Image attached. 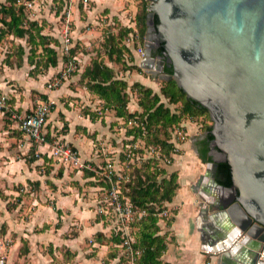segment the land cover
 I'll return each instance as SVG.
<instances>
[{"label":"water","instance_id":"water-1","mask_svg":"<svg viewBox=\"0 0 264 264\" xmlns=\"http://www.w3.org/2000/svg\"><path fill=\"white\" fill-rule=\"evenodd\" d=\"M149 1L142 66H171L185 98L212 121L210 160L198 180L203 191L214 189L200 204L210 251L222 264H264V0ZM224 161L230 186L214 179Z\"/></svg>","mask_w":264,"mask_h":264},{"label":"crops","instance_id":"crops-1","mask_svg":"<svg viewBox=\"0 0 264 264\" xmlns=\"http://www.w3.org/2000/svg\"><path fill=\"white\" fill-rule=\"evenodd\" d=\"M128 2L131 4H128ZM126 5L130 6V10L134 8L136 11L133 0H91L89 3L93 12H99L104 9L106 13L109 12L108 15L111 18L121 16L118 17L119 19L122 18V14H124L122 10L127 8ZM74 8L79 11L77 5ZM86 8L87 6L83 9L87 13H91ZM119 11L121 12L119 13ZM53 37L61 44L60 38ZM125 45L131 50L133 57V61L129 63L138 65L143 72L138 70H122L118 72L110 62L104 61V63L112 67L116 71L117 77L127 81L128 85L133 82H139L145 87L152 88L154 92H158V83L153 76L157 73L164 79L165 73L147 71L142 64L149 59L142 58L135 47L126 44V41ZM51 46L59 51L62 58L60 45L52 43ZM91 59L92 57H88L90 61L85 64L87 61V57H85V65L66 78L61 79V83L57 88L48 89L45 86V82L53 76L57 77V74L64 67L61 66L58 60L56 67H49L45 73L37 76V80L29 77L30 86H26L22 90L23 95H26V93L29 92L30 94L33 89H36L47 97V101L53 104L45 124L48 136L54 141L71 145L78 152L81 159L89 163L95 160L96 157L95 141L102 134L108 132L109 128L114 127L113 121L116 120L117 123L122 121L120 117L115 116L114 110L103 109L101 111L103 106L102 99L96 93L90 91L85 85V81L81 80V74L90 64ZM13 69L6 65L2 68L4 79L5 77L8 78L0 81V90L4 93L11 92L16 98V102H9V104L19 113L28 114L35 107L34 102H28L29 100L22 101L23 98L20 96V91L7 85L10 80L15 79L12 74ZM146 73L149 75H145ZM165 104L171 110H174L173 105L166 102ZM128 110L130 112H141L142 109L137 103L136 94L130 95ZM179 124L182 125L186 132L187 139L184 143L178 144L177 147H179L181 153H172V163L166 168L168 173L176 172L178 188L171 202H169L175 210L173 221L170 224L163 223V219L158 221L160 227L158 233L161 235L166 234L167 243L161 259L164 264H203L205 259L209 258L207 264H222L220 256L210 251V237H208L209 233L206 231L207 223L210 220L200 210V204L204 205L211 199L209 195H206L214 190L211 186H208L207 188H210V191H203L205 189H203L204 184L198 181L206 169V161L202 160L198 148L199 142L204 140L205 131L197 129V122L190 119H183ZM63 128H66L65 132L62 131ZM9 129H14V127L5 120L3 113L0 112V191L7 195L4 190H1L4 185H10L13 182L15 184L26 183L31 194H28L27 197H31L32 204L37 205V207H33L34 211H30L25 220L21 219L20 223L21 225L25 223L27 226L26 230L31 233L30 237L28 236L27 238L28 253L26 256L28 261L31 260L32 264H38V262H35L37 255H40L44 261H49V251L52 248L58 252L62 249H68L77 257L78 249L82 250L86 239L91 238L95 233L102 232L107 237H109V234L115 233L110 221L111 218L96 212L95 199L100 192L99 187L102 184L96 181L93 176L87 174L90 170H80L60 164L47 156L48 146L35 145L31 147L29 145H32V142L28 139V141H25L23 148L19 147L20 139ZM31 148L38 155L36 160L30 162L24 157L27 153L25 149L29 150ZM190 156L199 158L200 163H196V159H191ZM188 159H191V161ZM38 166L46 170L41 173L37 171ZM59 168H62L61 176L57 173ZM36 182L39 184H36ZM13 190L15 189L13 188ZM88 191L94 193L93 199L90 198ZM41 193L44 200L39 202L38 198ZM0 201L5 202L6 196L0 194ZM56 210H59V213ZM3 215L4 212L0 209V218ZM4 220H7L5 216L1 222L5 223ZM6 222L8 226H11V221ZM10 229L12 231V226ZM14 231L16 230L14 229ZM137 231V224L130 227V233L134 241L136 240ZM106 232H109V234ZM94 245V247H98L97 255L100 253L105 255L107 249L108 251L110 250L111 245L118 247L120 244L116 245L110 242V245H100L99 243ZM15 247L17 249V244L14 246V250ZM30 257L31 259H29ZM85 258L87 259L86 264H95V256H86ZM116 259L120 261V257L114 258L115 262L117 261ZM110 261L108 263L105 262V264H110ZM223 264L226 263L224 262Z\"/></svg>","mask_w":264,"mask_h":264},{"label":"trees","instance_id":"trees-1","mask_svg":"<svg viewBox=\"0 0 264 264\" xmlns=\"http://www.w3.org/2000/svg\"><path fill=\"white\" fill-rule=\"evenodd\" d=\"M7 3L0 4V41L5 36L25 39L29 46V54L27 56L28 63L33 65L34 72H42L48 70L49 67L58 65V54L51 44H57V40L42 33V27L37 22L27 19L22 6H16V0H6ZM137 5L135 14V27H122L118 29L117 34L108 35L105 40L106 55L109 60L122 64L123 71H133L142 69L136 64H126L124 54L129 56L133 61L131 50L126 47L125 41L129 35L138 36L141 44L144 45L146 29H147V0H133ZM62 5V0H59ZM78 4V9H80ZM155 24L158 23L156 15L154 16ZM41 52H37L38 50ZM163 44L156 49L154 55L163 53ZM24 54L22 45L18 46V55L20 60ZM77 55V47L73 45L67 54H63L67 63L68 59ZM20 66V62L17 64ZM163 73L169 75L168 79H162L159 92H154L152 88L145 87L139 82H133L128 85L127 81L118 78L116 71L105 64L101 58H92L90 64L81 74V80L85 81L87 88L96 93L103 101V109L114 110L115 116L120 117L125 127V136H132L133 141L141 139L146 145L157 146L161 152L170 156L173 153V146L170 142V131L173 126L178 125L182 120H197L199 117L207 116L210 120L209 113L195 101L186 99L184 91L177 85L176 81L171 78L172 69L168 64H164ZM60 74V72L58 73ZM136 94L137 103L141 107V112L128 110L130 95ZM42 100L47 101V97L42 95ZM174 106L171 110L165 104ZM12 107L11 105H9ZM53 104L51 105V109ZM8 115V112H5ZM9 118V117H8ZM130 118H137L140 125L128 127L126 122ZM10 119V118H9ZM211 124L204 126L205 136L201 141L203 148L200 150V156L203 161H209L207 155L208 142L212 139L210 134ZM65 127V126H64ZM122 159L126 157L122 156ZM36 158L31 156L27 161H34ZM106 164V163H105ZM126 171V170H124ZM58 175L61 176L62 168H59ZM89 176H93L96 181L106 185L104 175H98L93 171H88ZM126 174V172H125ZM127 182L122 180V189L124 196L132 202L133 205L146 210V215L137 222L138 231L133 248L140 250V255L135 258L134 264H164L161 259L162 254L166 250V234H159L160 227L158 221L165 220L166 224L173 221L172 218H165L160 213L165 209L164 204L171 202L173 195L178 188L176 181V172H167L166 168L160 167L157 160L147 158L139 166H133L128 173ZM215 181L221 186H230V168L227 162L217 164L215 172ZM36 184H39L36 182ZM13 208V206H12ZM59 213V210H56ZM94 240L97 243L104 244L111 242L113 244H121V238L118 233H113L102 241L106 236L102 232L94 234ZM115 253H109V259L114 258ZM209 258H206L203 264H207Z\"/></svg>","mask_w":264,"mask_h":264},{"label":"rangeland","instance_id":"rangeland-1","mask_svg":"<svg viewBox=\"0 0 264 264\" xmlns=\"http://www.w3.org/2000/svg\"><path fill=\"white\" fill-rule=\"evenodd\" d=\"M148 8L151 4L149 0H147ZM77 2H80V0H75L73 2L74 6L77 4ZM2 3H7L6 0H0V4ZM126 3V2H125ZM128 4H131L128 2ZM136 10H137V5L134 2ZM63 3L61 5V2L59 0H16V6H22L23 11L27 17L28 20L37 22L39 26L42 27V33L51 37L55 38L53 36H56L58 39H61V33L64 28L65 24V17L66 15L63 14ZM126 9H121L124 14H122V18L119 19L118 17L121 16H115V17H110L108 15L109 12H105L104 9H102L99 12H93L92 11V6H87L86 9H89L91 13H87L83 8V4H81V8L79 11H77L76 8L72 7L71 9V16H70V23H69V31L72 36V42L74 45L77 47V58L79 59V64L78 67H82L85 64H88L90 60H88V57L96 58L99 57L101 60L104 62H110L112 66H114L117 71H122V64L121 63H116L114 64V61L111 62L107 55H106V45H105V40L107 39L108 35L110 34H117L118 29L122 27H128V28H133L134 31H136L135 27V14L137 11L133 9L130 10V6L126 5ZM129 9V10H128ZM133 10V11H132ZM121 11H119L120 13ZM1 26V23H0ZM135 41V47L137 48L138 44L142 46L145 49H147L146 45H142L140 42V38L137 36H134ZM57 40V39H55ZM146 41V35L145 39ZM57 44L60 45L61 49V44L57 40ZM148 44L153 45V43L148 41ZM22 45L24 48V54L20 60V56L18 55V46ZM38 53L41 52L39 49L37 51ZM29 54V46L27 45L25 39H20L16 37L10 36H5L1 41H0V81L5 80L8 77H5L4 79V73L2 72V68L6 66H10L13 69V76L15 77L14 80H10L7 85L12 86L13 89H17V91H20V96L23 98L22 101H28V102H34V106H36L37 102L39 100H42V93H39L36 89H33L31 93L29 94L26 93V95H23L22 90L26 88V86H30L29 77L32 78H37L39 74L45 73V71L42 72H34L33 70V65L29 64L27 62V56ZM58 54V60L61 66L63 67L65 65V59L61 58V54L59 51H57ZM87 57V61L85 63L84 58ZM124 58L126 59V64L131 62L129 59V56L125 53ZM20 62V66L17 64ZM85 63V64H84ZM131 64V63H129ZM143 72V70H141ZM3 73V74H2ZM149 75V74H145ZM151 75V74H150ZM60 74H57V77L53 76L51 79H49L47 82H45V86L48 88V84L54 83V81H58V77ZM149 77V76H148ZM157 83H158V92L161 87L160 81L163 79L157 73L154 74L153 76ZM151 78V76H150ZM152 79V78H151ZM165 79V78H164ZM37 80V79H36ZM61 83V82H60ZM15 84V85H12ZM36 84V83H32ZM60 85V84H59ZM58 85V86H59ZM58 86H54L52 89L57 88ZM49 89V88H48ZM5 95L7 98V103L9 102H16V98L14 95H12L11 92H2L0 90V96ZM163 100L167 103V101L163 98ZM10 105V104H9ZM13 108V107H12ZM3 113L2 111H0ZM6 112V111H5ZM3 113L4 118L6 121L11 124L14 129H9L14 133L16 137L20 139L18 146L23 148L25 145V141L28 139L19 129L16 127L15 122L11 119H9L8 115ZM197 122L196 126L197 129L200 131H204V126L211 124L212 121L211 119L207 116H202L199 117L197 120H191ZM115 124L114 127L109 128L108 132L102 134V136L95 141V150H96V157L95 160H92L90 164L96 169L104 167L106 162H111L115 170L119 174H125L126 172V182L128 180V173L132 169V167L139 166L142 162L145 161V157L141 156V158L138 160L134 158L132 161H129V164L127 165L128 160L122 159L121 155L126 157V143L128 142L127 136H125V129L123 122L121 121L120 123H117V121H113ZM14 124V125H13ZM66 128H63V132H65ZM171 139V137H170ZM187 137L184 138L180 143H184L186 141ZM29 140V139H28ZM27 140V141H28ZM49 142L53 143L54 139H52L50 136H48ZM30 141V140H29ZM32 142V141H30ZM138 143V141H137ZM139 144H141L139 142ZM36 144L32 142V145H29L31 147H34ZM71 146V145H70ZM27 148V147H26ZM33 148L31 149H25L27 151L25 155V159H29L31 156H34L37 158L36 153L33 152ZM175 153H181V150L177 149ZM191 157V156H190ZM195 158L194 160L196 163L199 162V158L197 159L196 157H191ZM191 159H188L191 161ZM52 161V159H51ZM188 162V161H187ZM171 164L165 165L162 164L164 168H168ZM167 166V167H166ZM46 170L45 168H41V166H38L37 171H42ZM126 170V171H124ZM170 173V172H169ZM100 175V173H99ZM43 178V176H41ZM14 186L12 187V185ZM122 186V183H121ZM1 190H4L5 193L0 191V194H3L6 196V201L1 202L0 201V209L3 210L4 215L2 218H0V222L3 221L4 216L7 218V220H4L5 223H0V256H4L6 263L9 262L8 264H32L31 260H27V253H28V242L27 238L28 236L30 237L31 233L26 230L27 226L25 223H21V219H26V217L30 214V211H34L33 207H37V205L32 204L31 197H27L28 194H30L28 185L26 183L24 184H15L10 183V185H4L1 187ZM13 188L15 190H13ZM34 189L33 187H31ZM35 191V190H34ZM123 192V191H122ZM90 198H94V193L91 191L89 192ZM31 195V194H30ZM88 195V196H89ZM93 197V198H92ZM44 199L42 198V193L40 194L38 201L41 202ZM13 206V208H12ZM165 209L162 210L160 213L162 216L165 218H172L173 213L175 212L173 206L169 204L168 202L164 204ZM13 214V215H11ZM6 221H11L10 224L12 226V231L10 229L11 226L7 225ZM163 221V220H162ZM165 223V220L163 221ZM19 226V228H17ZM10 231H9V229ZM14 229L16 231H14ZM11 232V233H10ZM23 232V233H22ZM107 233V232H106ZM109 234V232L107 233ZM110 235V234H109ZM93 235L91 238L86 239L85 245L83 246L82 250L78 249V256L71 251L64 250L62 249L60 252L54 251L52 248L49 251V261H44L40 255H37V259L35 262H38V264H86L87 257H92L95 256V264H105L110 261V264H128L130 255L126 252V250L121 247L120 245L118 247H113L112 245L110 246V250L106 251V254L103 255L100 253L97 255V250L98 247H94L95 243H97L94 240ZM105 236V235H104ZM107 236L105 239L102 241H106ZM17 244V249L15 247V250L13 249L14 246ZM100 244V243H99ZM100 245H110V242L100 244ZM13 250V252H11ZM105 251V249H103ZM115 253L116 256L114 258L120 257V261L115 262L114 258L109 259L108 254L109 253ZM97 255V256H96ZM103 255V257H102ZM31 259V257L29 258ZM10 260V261H9ZM115 262V263H113Z\"/></svg>","mask_w":264,"mask_h":264},{"label":"built area","instance_id":"built-area-1","mask_svg":"<svg viewBox=\"0 0 264 264\" xmlns=\"http://www.w3.org/2000/svg\"><path fill=\"white\" fill-rule=\"evenodd\" d=\"M75 0H62L63 2V14L65 17L64 28L61 33V53L67 54L70 48L74 45L72 42V36L69 31V23L71 16V9L74 7ZM78 1V0H77ZM91 0H80L77 2L82 3L83 6H88ZM135 38L132 34L126 40V44L135 47ZM137 53L142 57L146 58L145 50L138 44L135 47ZM79 59L77 56H72L65 63L63 69L60 72V76L52 84H48V88L52 89L54 86H58L61 79L66 78L72 73L78 70ZM50 101L39 100L33 110L26 113H19L16 109L9 106L5 95L0 96V111L3 113L8 112V116L15 122L16 127L21 131L30 141L35 143L37 146H48L47 156L53 158L64 166L73 167L80 170H91L99 175H104L106 179V185L102 184L99 187V194L96 196V212L98 214L110 217L112 228L115 233H118L121 238L120 246L123 247L126 252L130 255L128 264H134L136 257L140 255V250L133 248L135 242L130 233V227L137 224L146 215V210L137 207L132 204L127 196H124L123 189L121 187V181H126V174H119L113 167L111 162H106L104 167L96 169L89 162H85L81 159L80 155L70 145L59 141L49 142L48 134L45 130V124L47 117L51 111ZM128 127L138 126L140 122L137 118H130L126 122ZM170 142L172 143L173 153L178 149V144L187 137L182 125L178 124L172 127L170 131ZM128 142L126 143V161L127 165L129 161L134 158L140 159L141 156L147 158H153L158 161L159 166L163 167L162 164L168 165L172 163V153L170 156L165 155L157 146L146 145L141 139L133 141L132 136H128ZM138 141V143H137ZM139 142L141 144H139ZM38 155V154H37ZM163 212V211H162ZM161 212V213H162ZM0 264H7L4 256H0Z\"/></svg>","mask_w":264,"mask_h":264},{"label":"flooded vegetation","instance_id":"flooded-vegetation-1","mask_svg":"<svg viewBox=\"0 0 264 264\" xmlns=\"http://www.w3.org/2000/svg\"><path fill=\"white\" fill-rule=\"evenodd\" d=\"M156 51V50H155ZM154 56H157V55H154ZM165 64V63H164ZM202 141V140H201ZM201 141L199 142V144H198V148H199V151L203 148L202 146H203V144L201 143ZM207 147H208V145H207ZM209 147H208V151H207V154L209 153Z\"/></svg>","mask_w":264,"mask_h":264}]
</instances>
